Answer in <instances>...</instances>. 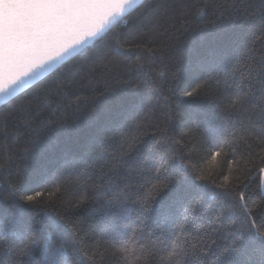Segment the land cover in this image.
Listing matches in <instances>:
<instances>
[{"label":"trees","instance_id":"trees-1","mask_svg":"<svg viewBox=\"0 0 264 264\" xmlns=\"http://www.w3.org/2000/svg\"><path fill=\"white\" fill-rule=\"evenodd\" d=\"M157 2L162 7L154 16L118 25L0 105V222L6 228L18 223L8 197L12 185L22 180V186L28 189L26 194L39 192L38 199L53 201L60 208L59 215L40 214L48 230L79 238L71 253L73 264H116V258L106 253L109 234L105 229L117 218L121 224L128 223L124 216L135 220L143 198L158 183L153 170L158 153L149 149L159 139L152 125L165 106L164 96H169L173 135L180 139L181 133L194 127L185 123L190 119L187 109L202 102L227 120L228 105L235 99L236 85H241L249 93L247 112L244 117L233 116V120L242 138L213 159V153L220 150L212 149L202 134L193 132L185 137V154L191 152L201 170L222 180L230 173L235 175L241 153L248 156L247 140L252 145L254 164L264 167L259 162L264 153L240 126V120L247 122L248 116L255 121L264 116V0H182L188 6L183 15L170 10L176 0ZM135 30L143 34V40L137 43L141 44L138 55L144 71L155 61V70L165 73L161 82L175 74V94L167 91V83L161 95L150 84L142 83V73L129 74L127 65L136 60L137 54H129L130 59L117 64L97 55L120 34L127 36ZM170 50L175 55L168 56ZM177 56L182 57L178 67ZM137 84L140 86L135 87ZM197 88L196 97L182 95ZM134 142L135 148L128 152ZM177 167L178 163L173 169ZM250 174V192L253 200H258L264 178L255 168ZM98 191L105 195L97 196ZM122 191L128 196L123 207L106 203L109 199L115 202ZM197 194L187 182L172 186L163 199L156 198L152 210L136 227L146 234L155 233L148 237L151 240L160 236V227L178 231L183 223L182 205ZM82 196L86 198L83 206L64 211ZM209 203V197H203L196 213L200 219L194 226H186L188 238L205 236L207 245L191 255L188 264H264L259 238L234 243L231 220L227 216L217 219L218 213L208 207ZM127 232L131 236L132 227ZM7 247L0 245V261L4 264L15 259L4 254Z\"/></svg>","mask_w":264,"mask_h":264},{"label":"snow or ice","instance_id":"snow-or-ice-1","mask_svg":"<svg viewBox=\"0 0 264 264\" xmlns=\"http://www.w3.org/2000/svg\"><path fill=\"white\" fill-rule=\"evenodd\" d=\"M161 7L157 0H0V100L33 84L63 61L105 37L118 25H131L142 16H154ZM186 7L188 6L182 0H176L170 10L183 15ZM138 40H143V34L139 30L129 32L127 36L120 34L114 43L108 44L97 55L107 63L117 64L130 59L129 54H137L136 60L127 65L129 74L142 73L139 76L142 83L150 84L154 92L161 95L165 91L163 84L167 83V91L175 94L176 89L172 87L177 80L175 74L161 82L165 73L155 70V61L147 72L144 71L145 65L140 63L141 57L138 55L141 50ZM148 51L152 52V49ZM173 55L175 52L170 50L168 56ZM181 62L182 57L177 56L175 66L178 67ZM163 66L168 67L167 64ZM182 95L196 97L199 95L198 88L184 91ZM248 96L249 93L237 84L235 99L228 105L227 120L202 102L195 108L187 109L190 119L185 120V123H192L194 127L181 133L180 139L173 135L172 109L169 96H164L165 106L159 109L158 122L152 125L154 134L159 139L149 149L150 153H158L153 169L158 183L143 198L135 220L124 216L122 219H126L128 223L121 224L120 218H117L105 229L109 234L106 253L116 258V264H149V261L152 264H188L191 255L207 246L205 236H200L199 240L188 238L189 229L186 227L190 224L194 226L196 220L200 219L196 213L205 196L211 201L208 207L216 209L217 219L227 216L231 220L229 227L234 243L259 238L260 252L264 257V181L261 182L258 200H253L250 192L253 180L251 169L255 168L257 173L264 176V167L254 164L252 145H248L247 140L244 141L248 156L241 153L236 161L235 175L230 173L222 180L201 170L193 162L191 152L185 154V149L188 148L185 137L193 132L202 134L212 149L220 150L213 153V159L225 147L232 146L234 141L242 138L238 136L233 116H245ZM39 102V97H36L35 103ZM240 126L264 153V116L259 121L248 116L247 122L240 120ZM135 143L129 144L128 152L135 148ZM233 153H236L235 147ZM259 162L264 164V154L260 155ZM177 163L179 167L173 169ZM170 169L173 170L170 172ZM185 182L194 187L198 194L182 205L183 223L179 225V230L160 227V236L155 240L148 239L155 233L146 234L142 228L136 227L137 222L143 223L157 197L163 199L172 186ZM22 185V180L19 184H13L8 197L19 217L18 223L13 228H6L0 222V245H7L4 254L15 258L10 264H73L71 253L75 251V243L79 238H66L60 232L49 231L48 226L40 219L41 213L59 215L60 208L53 201L45 203L38 199L41 196L39 192L35 195L26 194L28 189ZM103 195L104 191L97 192V196ZM85 199L82 196L75 205L66 206L64 211H68V207L74 209L83 206ZM127 199L126 192L122 191L115 197V202L109 199L106 203H116L123 207ZM190 216L193 217L191 221ZM129 227H132L131 236L127 232ZM200 227L203 228V225ZM0 264H4V261H0Z\"/></svg>","mask_w":264,"mask_h":264},{"label":"water","instance_id":"water-1","mask_svg":"<svg viewBox=\"0 0 264 264\" xmlns=\"http://www.w3.org/2000/svg\"><path fill=\"white\" fill-rule=\"evenodd\" d=\"M86 47H87V46H86ZM65 61H66V60H65ZM65 61H63V62H65ZM63 62H62V63H63ZM62 63H61V64H62ZM61 64H59V65H61ZM59 65H57L56 67H58ZM54 69H55V68H54ZM52 70H53V69H52ZM52 70H51V71H52ZM51 71L45 73L44 76H46V75H47L48 73H50ZM44 76H42L41 78H43ZM41 78H40V79H41ZM40 79H38V80H40ZM38 80H37V81H38ZM37 81H35V82H37ZM35 82H34V83H35ZM31 85H32V84H31ZM31 85H28V86L24 87L23 89L14 92V93H13L12 95H10V96H5L2 100H0V105L3 104V103H4L5 101H7L8 99H10V98H12L13 96H15L16 94H18L19 92L25 90L26 88H28V87L31 86Z\"/></svg>","mask_w":264,"mask_h":264},{"label":"rangeland","instance_id":"rangeland-1","mask_svg":"<svg viewBox=\"0 0 264 264\" xmlns=\"http://www.w3.org/2000/svg\"><path fill=\"white\" fill-rule=\"evenodd\" d=\"M263 178H264V176H263Z\"/></svg>","mask_w":264,"mask_h":264}]
</instances>
